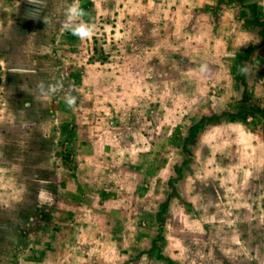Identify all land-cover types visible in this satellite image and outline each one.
I'll list each match as a JSON object with an SVG mask.
<instances>
[{"label":"rangeland","instance_id":"obj_1","mask_svg":"<svg viewBox=\"0 0 264 264\" xmlns=\"http://www.w3.org/2000/svg\"><path fill=\"white\" fill-rule=\"evenodd\" d=\"M61 1L48 5L52 35L62 32L51 62L62 63V96L97 103L99 162L89 181L72 180L83 192H62V207L52 195L50 214L19 212L20 252L2 264H264V122L228 118L241 68L243 104L264 106V0ZM73 5L85 15L72 26H90V37L65 27ZM168 64L175 84L160 72ZM67 127L70 173L78 131Z\"/></svg>","mask_w":264,"mask_h":264},{"label":"crops","instance_id":"obj_2","mask_svg":"<svg viewBox=\"0 0 264 264\" xmlns=\"http://www.w3.org/2000/svg\"><path fill=\"white\" fill-rule=\"evenodd\" d=\"M53 3L62 1L0 0V65L4 69L0 78V260L8 256V251L11 258L19 255V212L32 214L41 209L50 214L49 207H44L54 202L52 195H58L57 205L62 207V192H83L80 179L89 181L88 174L96 172L94 166L99 162L97 153L91 155L100 142L94 139L95 146L91 139L96 130L93 114L89 113L97 103H86L85 99L75 102L78 97L62 96V63L51 62L55 55L51 37L62 38L61 30L52 35L50 28L53 14L48 5ZM47 9L49 15L45 17ZM18 16L22 20L19 25ZM33 17L43 25L41 29L31 23ZM56 17L62 19L60 13ZM178 71L169 64L160 70L169 77ZM176 74L170 80L173 84L181 79ZM98 84L107 89L103 82L98 80ZM91 96L90 102L94 93ZM69 122L77 125L74 138L78 156L68 167L73 170L75 166L76 170L67 173L60 151L62 132ZM76 175L80 184L75 186L72 180L77 181ZM56 212L55 220L62 217L61 209L56 208ZM36 220L49 228V217Z\"/></svg>","mask_w":264,"mask_h":264},{"label":"trees","instance_id":"obj_3","mask_svg":"<svg viewBox=\"0 0 264 264\" xmlns=\"http://www.w3.org/2000/svg\"><path fill=\"white\" fill-rule=\"evenodd\" d=\"M241 1V0H238ZM250 9L252 12V16L256 21H259L258 16L256 15V5L255 4H250ZM262 28H260V34H264V24L263 26H261ZM261 37V38H262ZM237 78V85L241 87L240 90V102L238 104V108L235 112L228 114V118L233 121L235 119H239V120H244L246 114L251 115V116H259L261 118V120L264 122V106H245L243 103L247 101V94L246 91L244 90V86H245V77L243 75V73L240 72V74H238L236 76ZM194 128L192 131H190L191 136L194 133ZM263 139H264V135H263ZM168 184H170V179H168ZM168 195H170L168 193ZM166 207V199H164L163 201L160 202V207L159 209L156 211L155 213V219L159 222L161 220V214L163 213L164 209ZM160 238V236H158Z\"/></svg>","mask_w":264,"mask_h":264},{"label":"clouds","instance_id":"obj_4","mask_svg":"<svg viewBox=\"0 0 264 264\" xmlns=\"http://www.w3.org/2000/svg\"><path fill=\"white\" fill-rule=\"evenodd\" d=\"M68 22L65 24V27L72 31L74 35L79 36L80 38L90 37L92 35V28L84 24H79L75 27L72 26V22L75 18L85 15V12L82 9H78L75 5L69 6L67 9ZM243 73L244 69H240Z\"/></svg>","mask_w":264,"mask_h":264},{"label":"built area","instance_id":"obj_5","mask_svg":"<svg viewBox=\"0 0 264 264\" xmlns=\"http://www.w3.org/2000/svg\"><path fill=\"white\" fill-rule=\"evenodd\" d=\"M109 123H111V121H109Z\"/></svg>","mask_w":264,"mask_h":264}]
</instances>
